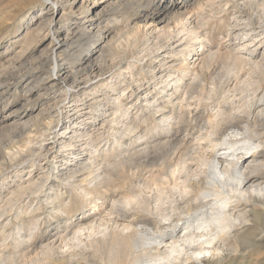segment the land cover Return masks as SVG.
<instances>
[{"label": "rangeland", "instance_id": "1", "mask_svg": "<svg viewBox=\"0 0 264 264\" xmlns=\"http://www.w3.org/2000/svg\"><path fill=\"white\" fill-rule=\"evenodd\" d=\"M64 1L65 0H56V6L53 9L52 5L40 2V0H0V210L2 209L0 214V254L4 252L8 255L12 254L14 258L19 261V264H29V257L21 256V254L18 253L20 248L31 245L37 246L40 243L45 244L51 241L56 233L60 234L66 227H69L73 224H75V226L71 229L70 234L65 236L61 241H57L54 245L58 253L57 256L59 258L63 256L66 258L65 260L70 261L78 260L80 262L79 264H83L85 259L95 258V252L98 251V249H100L102 246L101 241H107L109 238V232L114 228V226L110 223V219L112 218L109 215L111 202L116 200L118 197L123 196V194H129L130 190L135 186L136 195H134L138 197V201L136 202L137 205H134V208L136 206L134 210H137L140 212V214L147 216L148 219L152 216L157 217V214H155L156 207L165 208L171 201L179 199V191H183L184 188L182 187L184 184L182 185V182L186 180V177L181 176L178 179L177 174H175L177 177H174L175 180L170 179L171 181L168 183V185L161 184L156 186L152 181L156 171L155 167L152 169L150 168V170L149 168L144 169L140 167L135 169L127 167V163H124L121 165V167H118V170L112 172L113 174L110 175L112 170L110 168V163L116 165L118 163H122L124 157L126 158L130 156V153L133 155L137 150H141V148L149 149L154 145L156 140H172L170 139L172 138V134L177 135L175 138V145L173 144L176 147V151H173L175 154L170 156L173 163L176 161L177 154L181 153L184 155L187 153V156L191 157H202L203 159L205 157V159L207 158L206 161H211L214 157L213 153L215 152L210 139L214 137V134L211 136L204 135L211 131V129L208 127L200 132L199 128L196 127V122L193 120L195 116L197 117L200 115L205 120H207L209 116L212 121V129L214 130L216 129L217 123L221 117L220 114L222 110L220 111V109L223 106L226 109L227 114H237L246 117V110L248 108L253 109V100H255L256 95V93L253 92H255L256 89H258L257 91L260 92V86L264 85V83H262L264 82V79L262 78L264 75H259L257 73L260 72L259 69L264 71V66H262L264 60L260 57V55H255L254 63L257 64L256 67L255 64L252 63L250 65H246L247 67L242 65L241 67L243 69L241 68L240 71L236 70L238 73L240 72L239 74L236 73V71H232L228 83L221 86L222 88L220 87L218 90L217 99L215 96L212 102L207 101V103H205L206 100H199L197 95L194 94V96L192 95L190 99V106L184 108L183 106L178 105L177 101H174L173 98L172 101L174 102L171 101L169 103H165L166 99H168L167 97L170 91H163L161 87L163 86V81L167 78H163L164 73L162 77H159V75H156L155 73L157 70H159V66L165 63V65L160 67V71L165 68L168 69V71L170 70V72L173 74L176 72L175 75H180V73L182 74L185 72L187 74V72H189L188 77L190 78H192L194 74L197 75L201 72L206 76L209 75V73L212 71V67L206 70V68H204V66L202 68L199 63L206 59V56L208 55L207 53L209 52H211L210 54L213 53L212 59L214 61H218L222 57H225L227 53L229 54V51L234 49L230 48L231 46L228 44L229 38L227 34L229 32V28L235 25L236 21L241 24L243 19H245L247 16H250L249 14H251V10L253 12L254 7L251 9L245 5L244 8H242L243 5L241 4L243 3L241 0H223L224 2L221 0H203L204 3L200 0V3H202L201 5L199 0H196L197 2L192 0L194 2L192 7H186L183 4L184 0H76L72 5H64ZM206 1H211V3H209L210 5L205 4ZM219 3L220 7H217ZM257 3H259L257 6H260L261 1H258ZM211 4H213V6ZM164 7L165 9H163ZM197 7L198 10L195 9ZM210 7L214 9H211ZM50 8L52 11L56 12L55 16L53 17L51 15ZM210 10L213 12L211 11V13H209ZM202 11L205 12L202 13L203 15L205 14V16L201 14ZM156 12L161 13L158 15ZM155 16L162 17L163 20H159V18L156 20V18H154ZM197 16L199 18L203 16L204 19L200 18V20ZM178 17H180L181 20L182 18H187L196 25L202 23L200 28L197 29L198 32L201 31L200 33L202 34L201 37L203 39H201L199 42H195L193 46L187 48V51L183 52L182 50V53H179V50L183 48L182 46L174 48L173 52L164 49L163 52H161L160 49L159 57H157L155 54L143 57L141 56L143 53H138V51L143 50L146 46H150V43H154L156 38H159L160 41L158 46L164 45L165 40L161 39V35L164 31H169L180 26L177 22L179 21ZM238 18L242 20L239 21ZM207 19L208 21H206ZM205 22L206 24L203 25ZM198 25L197 27H199ZM97 28L98 32H96ZM137 28L141 31L142 29H146V32H136ZM133 33L138 36L136 37L138 38L136 40L137 44H134L136 48L138 47V51L131 56L133 45L130 41L133 38ZM145 33H147V35ZM81 35L82 37H80ZM86 36L89 38V41ZM56 41L63 43L62 48L57 51V55L59 54L58 57L60 58V64H62L66 71H69H67L69 76L68 81L65 82V84L53 83V81L57 78L52 69L54 57L53 43ZM145 43L148 44L145 46ZM173 45L174 44H172V46ZM238 49L236 52L235 49L233 51L236 54L238 53L237 56L239 58L244 57L246 59L247 56H249L247 52L243 53ZM165 51H168V53L165 54ZM260 51H264V48L260 49ZM185 54L188 55L185 57ZM134 56H136V59ZM88 60L93 64L98 65L101 69V73L107 72L103 78L111 74L112 77H116L117 73L121 72L119 78L114 80L112 83L114 85L116 84L124 91L122 93L118 91L111 93L113 90L110 91L106 86L105 81L102 79L96 81L97 84L92 87L94 89L87 91L84 94L77 93L76 89L71 88L75 82L86 77L87 74L83 68ZM116 63H119L122 69H119L116 66ZM113 64L115 68L113 67L114 69L112 68L113 70L110 71ZM153 68L155 69L153 70ZM256 68L258 69L257 71ZM130 69L132 71H130ZM241 71L245 72L243 73ZM235 73L239 78L236 77ZM152 74L157 80L153 78ZM255 74H257V76ZM160 78H162V80ZM231 78L235 79L233 80ZM260 80L262 82H260ZM159 81L162 82L160 83ZM202 84H204V82ZM129 85L130 87H128ZM155 86L158 88H155ZM70 89L71 91H68ZM138 89L140 90L138 91ZM130 90L132 92H130ZM133 90H135V92H133ZM146 90H148L147 93H145ZM143 94H146L147 97L151 99L152 103L154 102L153 99L157 97L155 98V104H159L161 106L160 109L163 110L154 114L157 109L151 107L150 105H146V103L142 101V97H144ZM108 96L110 99H107L109 98ZM113 96L114 98L122 96L121 100L123 101L121 102L123 103V106H121V109H119L120 105L116 104V102L113 100ZM138 98L139 100L136 102V99ZM195 100L199 105L195 104ZM110 101L112 102L110 103ZM200 103L204 104L205 108L204 106L202 107ZM130 104L133 106L131 107ZM143 104H145V106ZM165 104H168V107L167 105L164 106ZM128 105H130V107ZM144 107L148 108L145 109ZM112 108H114V110ZM187 108H190V110ZM184 109L187 110V113L185 114L186 116L183 115L185 111ZM153 110L154 112H152ZM123 111L124 113L126 111L127 115L129 116H127L126 113V117L123 116ZM189 112L191 113L189 114ZM160 113L165 117L172 118L170 119L171 124L169 126L162 127L160 122ZM176 114L177 116H180L177 117ZM202 114H204V116ZM112 116L116 120L112 118ZM182 116L185 117V120L182 118ZM187 116L191 118L192 121H190L189 118H186ZM92 117H94V119H90ZM80 118H89L85 121L87 123L91 121L94 124L95 122V125L90 129L86 127L87 130L90 131L88 134L92 133L91 135H93L91 137L92 140H87L86 137V140L84 137H82L81 140L77 139L76 141L79 142L76 144V146L81 144L82 151L74 150L75 155H69V148H62L59 150L58 144L57 148L55 149V151L59 150L56 151L58 158H56L54 161L51 158H48L49 160L44 159L42 156L43 153L38 152L40 151V145L44 144L43 141L45 139H48V143L55 142L54 139H51L52 136L48 134V131L50 133V128H48L49 123H52L51 125H53L57 124V121H59L60 124L69 122V124L75 125L74 127L79 133L81 130L78 128H83V125L80 124L81 122L78 121L82 120ZM155 118H158L157 121ZM174 118L177 119V123ZM105 120L108 122L104 123ZM109 121L111 122V125ZM114 121L116 122L114 123ZM117 121L119 123H117ZM121 124L122 126H120ZM44 127L46 128L44 129ZM126 127H132L133 131L130 134L126 132L123 138L119 139V135L123 132L125 133ZM43 129L46 131H43ZM62 129L63 127H58L55 132L58 134L62 133L64 132ZM67 131L69 132L70 129ZM167 131L169 132L165 133ZM68 132H65L64 135H67ZM110 133H112V135ZM169 133L170 135H168ZM199 133L203 135L202 140L197 139V137L200 135ZM40 135H42V137ZM67 136H69V134ZM94 138L97 141L93 140ZM117 139H119V143L121 145L120 148L116 147L117 145L113 146L115 140ZM185 139L186 141H183ZM184 142H187V144H184ZM177 143L181 144V146L179 144L178 146ZM72 144L75 145V141ZM91 144H94V146ZM188 144H190L191 147L190 145L188 146ZM113 147L116 148H114V151L112 150ZM108 149L110 152L112 151V154H106ZM150 150L152 151H149V153L152 154L153 149ZM96 151L98 155L96 154ZM26 152H28V154ZM221 152L224 153V151H219L216 155H219ZM92 154L97 155H95L96 164L94 165H98V167H101L102 169L109 168L110 172H108L110 174H107L108 179L106 180L107 182L105 181V183H103L104 187L100 186L92 189V186H86L88 188L87 189L84 186L83 191V189H77L70 185L71 180L68 179L69 174L66 175L67 169H61L66 168L73 161L78 160L80 157L82 159H87L89 156L95 157L92 156ZM102 154L105 155V157L102 156ZM199 154L201 155L199 156ZM36 155L37 158L35 160ZM99 156H101V158ZM15 157L18 159H15ZM106 159L109 162L106 161ZM15 160L17 161L15 162ZM204 160H201L200 162L199 160L196 162H190L189 177L195 179L197 176H199L200 169L204 167L202 162ZM252 160L253 156L252 153H250L245 160V164L253 163L251 162ZM106 163H109V165ZM55 166L58 167L59 170L54 169ZM122 168L124 170H122ZM139 169L141 170L140 173ZM59 171H63L64 174ZM44 173L46 174V177L44 176ZM49 175L52 176L50 177V180L47 181V184L50 183L51 180L54 184V188L52 187L53 189L51 190L48 188L49 186H47L46 183L45 184L47 187L43 183ZM136 179L139 180V182ZM30 180H32V182L37 180L35 186L37 185L36 188H38L37 191H39V193L37 191H33V193H35L32 194L31 191L32 195H30L29 191L25 194H20L23 196H19V191L16 189H19V187H24ZM37 182H39L38 184L41 183L40 185L43 184L44 187H41L42 189L38 187L40 185H38ZM149 183L151 185H148ZM137 186H139V188ZM99 188L100 190H98ZM54 189L56 190L54 191ZM85 190L89 192L88 195L85 194ZM14 192L18 194L16 195ZM11 195L15 196L12 197ZM50 195L51 197L54 195V198L49 199ZM10 201L13 204L9 203ZM236 211L237 210L235 209L232 212L236 214ZM157 218L159 220L162 219L160 216ZM130 219L132 220L134 217L128 218V220ZM128 220L121 221V223L119 222L120 226H118V229L123 235L127 234V232L130 230L123 229L129 223ZM34 224H36L35 228H33ZM28 228H33L34 231H28ZM258 229V226H254L252 231L255 233L252 234L258 235ZM239 230L242 231L240 228ZM27 232L34 233L33 235L35 236L29 240H25L24 242L22 239L18 238V233L19 235L24 236V233L26 234ZM249 234L251 235V233L248 231L242 234V236L239 238L240 241L249 237L251 242L255 241V243L254 245L247 244L243 246L244 248L241 247V255L246 256L245 259L249 261V264H264V243L263 241L257 240V235L253 237V235L250 236ZM253 238L254 241H252ZM167 242L169 241L167 240ZM30 257H32V255ZM82 258L84 259L82 260ZM240 261H243V259Z\"/></svg>", "mask_w": 264, "mask_h": 264}, {"label": "bare ground", "instance_id": "2", "mask_svg": "<svg viewBox=\"0 0 264 264\" xmlns=\"http://www.w3.org/2000/svg\"><path fill=\"white\" fill-rule=\"evenodd\" d=\"M55 1H53V0H40V2H44V3H48L49 5H52L53 9L56 6ZM75 1L76 0H65L64 5H72V4H74ZM202 1L203 0H201V2ZM221 1H223V0H221ZM232 1H234V0H232ZM241 1L243 3V4H241V5H243L242 8H244V6L246 5L248 8L252 9L254 7V9H253V12H252V10H251V12L249 10V12L251 14H249L250 16H247L248 15L247 14L246 15L247 17L245 19L242 20V19L238 18L239 21L242 20L241 24L238 23V21H236V24L229 28V32L227 34V36L229 38L228 44H230V46H231L230 48L235 49V52L239 48L238 49L239 51L241 50V52H243V53L247 52V54L249 56H247L246 59L244 57L239 58L237 56L238 53L237 54L234 53V51H233L234 49H233V50L229 51V54L227 53L225 57H222L218 61L217 60L214 61L212 59L213 53L210 54L211 52H209V53H207L208 57L206 56V59L201 62L202 64L201 63H199V64L202 66V68L204 66V68H206V70H208L209 68L212 67V71L207 76L205 74H202V72L197 74V75L193 73L194 75L192 78L188 77L189 72H187V74H188L187 75L185 71H184L185 73H182V74L180 73V75H175L176 72H175V74H173L170 72V70L168 71V69H165V68H163L160 71V67L165 65V63L161 64L159 66V70H157V72H155V73H156V75H159V77H162L163 73H164L163 78L164 77L167 78L166 80L163 81V83H162L163 86L161 87V89L163 91H166V92L168 90L170 91L168 94V97H167L168 99H166L167 102L165 101V103L171 102L172 98H173L174 101H177L178 105L183 106L184 108L189 107L190 106V103H189L190 99H191L192 95L194 96V94L197 95L199 100H202V101L206 100L205 103H207V101L212 102L215 96H216L215 98L217 99V96H218L217 93H218V90L220 89V87L223 85H226V83H228V80L230 79L232 71H234V72L236 70L240 71L242 68L241 67L242 65L247 67L246 65H250V64L254 63L255 55H260V57L264 60V51H260V49L264 48V0H241ZM258 1H261L260 6L258 5L259 7L257 6V4H259V3H257ZM227 2H229V1H227ZM199 3H200V0H199ZM203 3H204V1H203ZM209 3H211V1H209V2L206 1L205 4L210 5ZM183 4L186 7H192L194 5V2L192 0H184ZM201 4L202 3H200V5ZM217 4H216V6H217ZM197 5H199V4H197ZM211 5L213 6V4H211ZM224 6H225V3H224ZM217 7H220V3ZM51 8H50L51 15L53 17V16H55L56 12L52 11ZM163 9H165V7ZM195 9L198 10V7ZM211 9H214V8H211ZM245 9H246V7H245ZM211 11L212 10H210L209 13H211ZM241 11H243V10H241ZM161 12H156V13H158V15H159V13H161ZM202 13H205V12L202 11L201 14ZM212 14L215 15L214 13H212ZM157 16L154 17V18H156V20L158 18H159V20H163L162 17H157ZM203 16H205V14ZM203 16L200 18L204 19ZM244 16H245V13H244ZM236 17H238V16H236ZM178 19H179V21H177V22H178V25H180L179 26L180 28L178 27L179 29L175 28V29H172L169 31H164L162 33L161 39L165 40L164 45L158 46V44H160V41H159V38H156L155 39L156 41H154V43L149 44L150 46H146L148 43L147 44L145 43L146 47L143 50L138 51L137 50L138 47L136 48L134 45L135 43L137 44L136 40L138 38H136V37H138V36H136L135 33H133V38L130 41L131 44L133 45L132 51H131V56L138 51V53H143V55L140 54L143 57L151 56L154 54L157 57H159L160 56V54H159L160 49H161V52H163V49L164 50H170L171 52H173L174 48L181 47V46L183 48L181 50H179V53L180 52L182 53V50H183V52L187 51V48H189L190 46H193V44H195V42H199V41H201V39H203L201 37L202 36V34L200 33L201 31L198 32V29H197V28H200V25H202V23H200L199 25L197 24L199 26V27H197L196 24L192 23L187 18L186 19L182 18V20H181V18L178 17ZM208 19L206 21H208ZM230 19H231V17H230ZM196 20H198V19H196ZM244 21H246V22H244ZM196 23H197V21H196ZM205 24H206V22L203 23V25H205ZM201 29H203V28H201ZM145 30L146 29H142L143 32H146ZM138 31L140 32L141 30H139L137 28L136 32H138ZM96 32H98V28H97ZM88 33H89V31H88ZM145 34L147 35V33H145ZM56 35L58 36L57 33H56ZM142 35L144 36L143 33H142ZM87 36H86V38H88ZM80 37H82V35ZM84 37H85V35H84ZM90 37H91V35H90ZM85 41H86V39H85ZM88 41H89V38H88ZM53 44H54L53 45L54 57H53V66H52L53 68L52 69H53L55 75L57 76V78L53 81V83L54 84L55 83L65 84V82L68 81V77H69L68 72L69 71L67 70L68 71L67 72L65 70V68L62 66V64H60V60H59L60 58L58 57L59 54L57 55V51L62 48L63 43L56 41ZM172 44H174V45L172 46ZM170 46H172V47H170ZM226 52H228V51H226ZM164 53L166 54V53H168V51H165ZM187 55L185 54V57ZM162 56H164V55H162ZM65 57H66V55H65ZM134 57L136 59V56H134ZM209 57H211V58H209ZM132 59H134V58H132ZM118 64L119 63H116V66L120 69L121 68L120 64L119 65ZM256 65L257 64H255V67H256ZM262 66H264V62L262 63ZM113 67H114V64L111 66L110 71H112L115 68V67L114 68ZM155 68H153V70ZM83 70L86 71V74H87L86 77L85 78L83 77L84 79H81V80L75 82L77 80L76 79L74 81L75 83L71 86V88L76 89L77 93L84 94L87 91H91L92 89H94L92 87H94L95 84H97L96 81H99L100 79L105 81L106 86L109 88L110 91L113 90V91H111V93L116 92V91L122 93L124 91L121 88H119L116 84L114 85L112 83V82H114V80H117V78H119V76L121 75V72L117 73L116 77H112V74H111V75L103 78V76H105V74L107 72L101 73L100 67L96 64H93L89 60L86 63V65H84ZM257 70L258 69L256 68V71ZM259 70H260V72H257V73L259 75H264V71H261V69H259ZM130 71H132V70L130 69ZM202 71H203V69H202ZM241 72H243V71H241ZM236 73H238V72L236 71ZM75 74H74V76H75ZM153 74H152V76H153ZM235 74H233V75H235ZM255 75L257 76V74H255ZM236 77H238L237 74H236ZM70 78H72V77H70ZM114 78H116V79H114ZM153 78H154V76H153ZM262 78L264 79V77H262ZM154 79H156V78H154ZM160 79L162 80V78H160ZM231 79H233V78H231ZM32 82H33V80H32ZM133 82H134V80H133ZM159 82L161 83L162 81H159ZM203 82L205 85L202 84ZM260 82H262V81L260 80ZM262 83H264V82H262ZM104 84H103V86H104ZM123 85H125V84H123ZM158 85H159V83H158ZM126 87H127V85H126ZM128 87H130V85ZM256 87H258V86H256ZM260 87H261L260 92L257 91L258 89H256L255 92H253V93H256L255 100H253V105H252L253 109L248 108L246 110V112H245L246 117L240 116L237 114L236 115L227 114L226 109L223 106L221 109L219 108L220 111L222 110L221 114L219 113L221 115V117L219 119V122L217 123V127L215 126L216 127L215 130L212 129V127H213L212 121L209 118V116H208L207 120L202 118L200 115H198L197 117L195 116L194 119L192 118L194 120V122H196V124H197V125L196 124H194V125H196V127L199 128L200 132H202V130H204L207 127L211 129V131H209V132L206 131L207 134H204V135L211 136L212 134H214V137L212 139H210V142L213 144V145L212 144L211 145L214 148V152H215V153H213L214 157L212 156L213 158L211 161L210 160L206 161L207 158L205 159V157H204V159H205L204 160L202 157H201L202 158L201 159L198 157L187 156V153L185 155L183 153H181V154H177L176 161L173 163L170 156H173L175 154V153H173V151H176V149H175L176 147L174 146L175 145L174 143H175V140H176L175 138L177 137V135L172 134V138H170L172 140H168V139H167L168 141L167 140L166 141L156 140V142L154 143V145L152 147L149 146L150 147L149 149L148 148H145V149L141 148V150L140 149L137 150L133 155H131V153H130V156H128L126 158L123 156L124 160L122 163H118L117 165L110 163L111 164L110 168L112 170L115 169L114 171L111 170V172H110L109 168H103L102 169L101 167H98V165H94V164H96L95 163L96 162V156L98 155L97 151H96L97 155L92 154V156L96 155L95 157L89 156L87 159H82L80 157L78 160L73 161L66 168H62L61 170L67 169L66 175L69 174L68 179L71 180L70 185L74 186L77 189H79V188L83 189V191H84V188H83L84 186L85 187L86 186H92V189H95V188L100 187V186L104 187L103 183H105V181L108 179L107 174L109 175L111 173L110 175H112L113 174L112 172H115L116 170H118V167H121V165L124 163L125 164L127 163V165H128L127 167L135 168V169L140 167V168H144V169L149 168V170H150V168L152 169L153 167H155L156 171L154 169L155 174L152 178V181L156 186L161 185V184L168 185V183L171 181L170 179L175 180L174 177H177V176H178L177 177L178 179L181 176L186 177L185 178L186 180H184L182 182V185L184 184L182 188L187 189V190L183 189L182 192L179 191V196H178L179 199L171 201L167 205V207H165V208L164 207H156L155 214H157V217L160 216L162 218L161 220H159L155 216H152L151 218L148 219L147 216L140 214V212L137 210H134L136 208V206L134 208V205L138 201L137 200L138 197L135 196L136 195L135 194V192H136L135 187L136 186L130 190L129 194H127V195L123 194V196L118 197L116 200L112 201L111 205H110V213H109V215L111 216L112 219H110L111 222L110 221L109 222L114 226V228L111 229V231L109 232L108 240L107 241L106 240L101 241L102 246L100 249H98V251L95 252V258L85 259L83 261L84 262L83 264H123V263H125V264H149L150 262H151L150 264H236V263L237 264H249V261L245 259L246 256L241 255L240 249H241V247H243L247 244L254 245V243H255L254 238L252 239V241H254V242H251V239L249 237H247L248 239L245 238V239H242L241 241L239 238L242 236V234L246 233V231L250 232L251 235H253V237L256 236L257 234L256 235L252 234V233H255L252 231V229L254 226H258L259 227V229H258L259 233L257 235L258 238L257 237L256 238H257V240L263 241V243H264V85H261ZM155 88H158V87L155 86ZM127 89H126V91H127ZM141 89H142V87H141ZM139 90L140 89H138V91ZM68 91H71V89ZM221 91H222V89H221ZM130 92H132V91L130 90ZM133 92H135V90H133ZM147 92H148V90H146L145 93H147ZM160 93H162V92H160ZM151 94H152V92H151ZM156 94H155V96H156ZM143 95H144V97H142V101L144 103H146V105H150L151 107H154L157 109L156 112H154V110L152 111V112H154V114L159 113L160 111L163 110V109H160L161 106L159 104L158 105L155 104L156 103L155 98H157V97H155L153 99L154 102L152 103L151 99H149L146 94H143ZM121 97L118 96L117 98H114V96H113V98H114L113 100L116 102V104L120 105V107L118 106L119 109H121L122 108L121 106H123V103L121 102L123 100H121L122 99ZM152 98H153V96H152ZM107 99H110V97ZM137 100H139V98L136 99V102H138ZM174 101H172V102H174ZM111 102L112 101H110V103ZM217 102H216V104H217ZM197 103L198 102L196 101L195 104H197ZM112 104H114V103H112ZM224 104H226V103H224ZM224 104H222V105H224ZM130 105H131V107L133 106L132 104H130ZM130 105H128V106L130 107ZM143 105L145 106V104H143ZM166 105L168 107V104H165L164 106H166ZM178 105H176V106H178ZM197 105H199V104H197ZM76 106H77V104H76ZM128 106H126V107H128ZM164 106H163V108H164ZM201 106L202 107L204 106V108H205L204 104H201ZM126 107H125V110H126ZM147 108H145V109H147ZM190 108H187V109L190 110ZM112 109L114 110V108H112ZM143 109H142V111H143ZM133 110H134V108H133ZM148 110H150V109H148ZM119 113H121V112H119ZM123 113H124V111H123ZM125 113L127 115L126 111H125ZM125 113L123 114V116L126 117ZM171 113L173 114L172 111H171ZM186 113H187V110L184 111L183 115H185ZM190 113L191 112H189V114ZM78 114H80V113H78ZM72 115H74V114H72ZM117 115H119V114H117ZM202 115L204 116V114H202ZM108 116H109V114H108ZM127 116H129V115H127ZM160 116H161L160 122L162 124V127L169 126L171 124L170 119H172V118L165 117L163 114H161ZM176 116H177V114H176ZM176 116H174V117H176ZM179 116H177V117H179ZM72 118H73V116H72ZM112 118H114V117L112 116ZM182 118H184V120H185L184 116H182ZM186 118H189V117L187 116ZM80 119H82V120L81 121L78 120V121L81 122L80 124L83 125V128L82 129L78 128L79 130H81L79 133L77 132L76 128L74 127L75 125L69 124V122H67V123L65 122V123L60 124V122L57 121V124H53V125H51L52 123H49L48 128H50L49 129L50 133L48 131V134L50 136H52L51 139H54L55 142L54 143H52V142L48 143V139H45L43 141L44 144L40 143L41 144L40 145V151H38V152L43 153L42 156L44 157V159L51 158L54 161L56 158H58L56 151H59L62 148H66V149L69 148L68 149V151L70 152L69 155H75L74 150L75 151H82L81 144L79 146H76V144L79 142V141L78 142L76 141L77 139L81 140L82 137H84V139L86 137L87 140H92L91 137L93 135H91L92 133L88 134L90 131L87 130V128L90 129L92 126L95 125V122H94V124L91 121H89L88 123L85 122L89 118H80ZM90 119H94V117H92ZM157 119H156V121H157ZM189 119H190V121H192L191 118H189ZM49 120H51V119H49ZM52 120H53V118H52ZM174 120H176V123H177V119L174 118ZM92 121H95V120H92ZM187 121H188V119H187ZM105 122H108V121L105 120L104 123ZM112 122H113V120H112ZM115 122L116 121H114V123ZM114 123H113V125H114ZM117 123H119V122L117 121ZM172 123H173V121H172ZM45 124H47V123H45ZM110 125H111V122H110ZM126 125H124V126H126ZM120 126H122V124ZM134 126H136V125H134ZM58 127H63L62 130L64 132L59 133L60 135L57 132H55ZM45 128L46 127H44V129ZM110 128H112V127H110ZM44 129H43V131H46ZM69 129H70V131L68 132L67 130H69ZM122 129H123V127H122ZM40 130H42V129H40ZM190 130H192V129H190ZM206 130H208V129H206ZM132 131H133L132 127H126L125 133L122 131L124 134L121 133L119 135V139H122L123 136L126 134V132H128V134H130ZM65 132H68L67 135L69 134V136L64 135ZM168 132L169 131H167L165 133H168ZM110 134L112 135V133H110ZM199 134L201 135V133H199ZM33 135H34V133H33ZM42 135H43V133H42ZM42 135H40V136L42 137ZM117 135H118V133H117ZM168 135H170V133ZM192 135H193V133H192ZM200 135L199 136L197 135L198 140L203 139V135H201V136ZM94 136H96V135H94ZM114 138H115V136H114ZM96 139H97V137H96ZM96 139L94 138L93 140L97 141ZM119 139L115 140L113 146L117 145L116 147L120 148L121 145L119 143ZM138 139H140V138H138ZM74 141H75V145L72 144ZM183 141H186V139ZM58 144H59V150L55 151ZM94 144H91V145L94 146ZM178 144L179 143H177V145ZM184 144H187V142L186 143L184 142ZM179 145L181 146V144H179ZM189 145L190 144H188V146ZM200 146H201V142H200ZM190 147H191V145H190ZM114 148L115 147L112 148L113 151H114ZM178 148H181V147H178ZM150 149H153L152 154L149 153V151H152ZM219 151H224V153L221 152L219 155H216ZM26 153L28 154V152H26ZM109 153L112 154V151L110 152L108 149L106 154H109ZM189 153H191V152H189ZM200 153H202V152H200ZM250 153H252V156H253V160L251 161L253 163L245 164V160ZM29 154H30V152H29ZM103 154H102V156L105 157V155H103ZM117 154H118V152H117ZM38 155H39V153H38ZM192 155H193V152H192ZM200 155L201 154H199V156ZM109 156H112V155H109ZM109 156H106V157H109ZM11 157H12V155H11ZM17 157H19V156H17ZM20 157H21V155H20ZM31 157H34V156H31ZM99 157L101 158V156H99ZM36 158H37V155L35 157V160H36ZM15 159H18V158L15 157ZM103 159H105V158H103ZM107 159H106V161L109 160V159L108 160ZM140 160H142V161H140ZM197 160H199V162L201 160H204V161H202L204 167L202 169H200L199 176H197L195 179H192L191 177L188 176L190 174V162H196ZM16 161L17 160H15V162ZM106 164L109 165V163H106ZM68 167H70V168H68ZM54 169H58V167L55 166ZM122 170H124V169L122 168ZM140 171L141 170L139 169V173H140ZM59 172L64 174L63 171H59ZM175 174H177V176ZM130 175H129V177H130ZM44 176L46 177V174ZM51 176L52 175H49L46 180L44 179L45 182H43V181H41V182H43L44 184L45 183L47 184V181L50 180ZM39 177H40V175H39ZM39 177H37V178H39ZM178 179H176V180H178ZM65 180H66V178H65ZM36 181L32 182V180H30L26 183V185L24 187H19L20 190L16 189L17 191H19L18 192L19 196H23L20 194H25L29 191H30L29 192L30 195L34 194L35 192L33 193V191L38 190V188H36L37 185L35 186ZM137 181L139 182V180H137ZM56 182H57V180H56ZM109 182H111V181H109ZM38 183L39 182H37V184ZM40 184H38V185H40ZM46 184H45V186H46ZM53 185L54 184H53L52 180L50 181V183L47 184V186H49L48 188H50V190L54 188ZM107 185H108V183H107ZM148 185H151V184L149 183ZM34 186H35V188H34ZM139 186H140V184H139ZM139 186H137V187L139 188ZM38 187L41 188V187H44V185L42 184ZM55 190L56 189H54V191ZM86 190H85V194L88 195L89 192H87V191H89V190H87V191ZM98 190H100V188ZM142 190H143V188H142ZM31 191H32V194H31ZM37 192L39 193V191H37ZM15 193L16 192H14V194ZM18 193H16V195ZM28 194H26V195H28ZM13 196H15V195H13ZM25 196H24V198H25ZM51 198L53 199L54 195H53V197H51V195H50L49 199H51ZM16 199H17V196H16ZM21 199H22V197H21ZM40 202H42V201H40ZM9 203H11V201ZM11 204H13V203H11ZM139 209H141V208H139ZM235 209L237 210L236 214L232 212ZM1 210H0V214H1ZM141 213H142V211H141ZM3 214H2V216H3ZM109 215H107V216H109ZM130 217H132V218L134 217V219L128 220V218H130ZM107 219H109V218H107ZM126 220H128L129 223L123 229H130V230H129V232H127V234L123 235L122 232L119 231L118 226H120L119 222L121 223V221H126ZM35 226H36V224H34L33 228H35ZM74 226H75V224L70 225L69 227H66L60 234L56 233L53 236L54 238L45 244L40 243L37 246L31 245L28 247H22L18 250V253H20L21 256H28L29 257V262H28L29 264H79L80 262L78 260L77 261L65 260L66 258H64L63 256H61V258H59L57 256L58 253H57L56 248L54 246L57 241H59V240L61 241L65 236L70 234V231ZM33 228H30V229L28 228L27 230L32 231ZM239 228L242 231H240ZM33 234L34 233L27 232L26 234L24 233V236L19 235V233L17 235H18V238L22 239L24 242L25 240H29V239L33 238L35 236ZM167 240L169 242H167ZM250 248H253V247H250ZM33 253H35V254H33ZM31 255H32V257H30ZM83 259L84 258H82V260ZM241 259H243V261H240ZM0 264H19V261H17V259H15L12 254L8 255L4 252V253L0 254Z\"/></svg>", "mask_w": 264, "mask_h": 264}]
</instances>
